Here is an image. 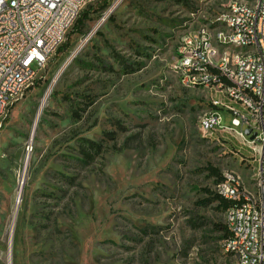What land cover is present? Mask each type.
<instances>
[{"label": "rangeland", "instance_id": "rangeland-1", "mask_svg": "<svg viewBox=\"0 0 264 264\" xmlns=\"http://www.w3.org/2000/svg\"><path fill=\"white\" fill-rule=\"evenodd\" d=\"M107 1L0 130V264H223L225 211L207 168L256 194L257 161L200 130L209 96L170 65L182 34L221 25L228 0ZM84 138L102 146L91 161Z\"/></svg>", "mask_w": 264, "mask_h": 264}, {"label": "built area", "instance_id": "built-area-1", "mask_svg": "<svg viewBox=\"0 0 264 264\" xmlns=\"http://www.w3.org/2000/svg\"><path fill=\"white\" fill-rule=\"evenodd\" d=\"M97 1L0 0V130L28 89L23 81L34 84L81 12ZM217 18L232 20L233 30L202 25L186 31L178 41L184 58L175 57L170 67L178 76L181 64H188L181 84L209 96L200 130L231 135L253 152L256 194L233 171L222 173L215 192L232 202L225 211L223 264H264V0H228ZM224 113L230 125L223 123Z\"/></svg>", "mask_w": 264, "mask_h": 264}, {"label": "trees", "instance_id": "trees-1", "mask_svg": "<svg viewBox=\"0 0 264 264\" xmlns=\"http://www.w3.org/2000/svg\"><path fill=\"white\" fill-rule=\"evenodd\" d=\"M97 7L99 8V10L95 9L94 6H92V5H88L87 8H85L81 12L79 18L77 19V21L75 22V24L73 26V30H72L73 33H83L84 29L87 26L88 21L91 18L92 12L93 11L101 12V11L105 10L108 7V1L107 0H101V2L97 5ZM71 35H72V33H69L66 41L58 48L59 52H64L70 47ZM8 121H9V117L6 118L5 123H7ZM113 135L114 134L108 135V137L110 139L114 140L115 136H113ZM82 142L83 143L80 144V152H81L85 161L93 160L95 155L98 154L102 150V146L99 142H96V141L90 140V139H85V138L82 139ZM207 169H208L211 176L216 177L217 183L222 180L223 175H222V172H220V170L218 168H215L213 166H208ZM212 201H216L218 203L219 209H221L222 211H226L232 205L231 201L222 198L216 192L214 193V197H213ZM220 231H222V234H223L222 239L223 240L229 236V230H228V227L226 224H223L221 226Z\"/></svg>", "mask_w": 264, "mask_h": 264}, {"label": "bare ground", "instance_id": "bare-ground-1", "mask_svg": "<svg viewBox=\"0 0 264 264\" xmlns=\"http://www.w3.org/2000/svg\"><path fill=\"white\" fill-rule=\"evenodd\" d=\"M218 20L222 25V29L233 30L232 20H226V18H218ZM175 57L184 58V50L182 49V43L180 42H178L177 44ZM187 73H188V64H181V71L180 74H178L181 83H184V81H186ZM28 87H30V81H23V88H28ZM199 88H206V81H199Z\"/></svg>", "mask_w": 264, "mask_h": 264}, {"label": "water", "instance_id": "water-1", "mask_svg": "<svg viewBox=\"0 0 264 264\" xmlns=\"http://www.w3.org/2000/svg\"><path fill=\"white\" fill-rule=\"evenodd\" d=\"M250 132H251L250 129H247V130H246V134H250ZM254 137H255V134L251 135V138H254ZM22 189H23V180H22L21 183H20V192L22 191ZM20 197H21V195H19L18 200L20 199Z\"/></svg>", "mask_w": 264, "mask_h": 264}]
</instances>
